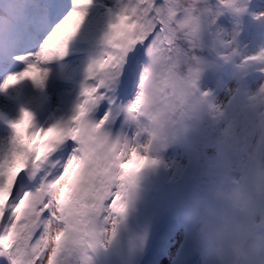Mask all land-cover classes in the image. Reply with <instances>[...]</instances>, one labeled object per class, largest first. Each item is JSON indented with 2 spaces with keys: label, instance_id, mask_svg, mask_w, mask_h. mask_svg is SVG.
<instances>
[{
  "label": "snow or ice",
  "instance_id": "snow-or-ice-1",
  "mask_svg": "<svg viewBox=\"0 0 264 264\" xmlns=\"http://www.w3.org/2000/svg\"><path fill=\"white\" fill-rule=\"evenodd\" d=\"M236 4L213 10L208 0H114L72 116L43 128L23 111L10 146L0 147V264H91L89 252L111 242L137 174L156 163L147 156L155 127L176 121L198 93L196 53L224 11L243 10ZM97 7L98 0H31L13 39L0 46L18 48L25 69L0 90L24 79L42 85L44 65L63 59L78 37L94 38ZM213 43L227 47L219 33ZM249 59L264 62V53ZM121 114L137 126L135 138L112 135ZM145 133L150 139L141 144Z\"/></svg>",
  "mask_w": 264,
  "mask_h": 264
},
{
  "label": "rangeland",
  "instance_id": "rangeland-1",
  "mask_svg": "<svg viewBox=\"0 0 264 264\" xmlns=\"http://www.w3.org/2000/svg\"><path fill=\"white\" fill-rule=\"evenodd\" d=\"M112 3L113 8L114 0ZM236 7L243 10L233 11L227 23L216 21L205 33L213 42L216 34H221L227 47L214 46L216 55L236 65V74L214 72L208 80L197 83L198 93L208 101L206 114L199 121L172 125L176 129L169 130L171 134L168 132L154 150L150 148L148 159L156 163H149L137 174L116 235L110 243L89 252L91 264H202L200 251L187 236L186 218L192 203L206 196L209 185L223 169H238L246 160V153L229 142L228 149L235 155L225 165L211 159L208 148L213 143L212 134L222 136L229 130L246 147L254 142L258 127L264 124V110L252 104V98L264 86V64L249 59L264 53V0H237ZM106 9L107 5L101 8L104 13ZM96 50L95 46L86 53L87 63ZM143 63H149L146 56ZM2 65L9 66L5 59H0ZM80 93L78 88L70 96L68 106L60 114L64 121L72 116ZM134 95L124 104L131 102ZM137 131V126L128 122L124 114L117 116L111 127L113 136L128 139L135 138ZM139 139L146 144L150 137L145 133Z\"/></svg>",
  "mask_w": 264,
  "mask_h": 264
},
{
  "label": "clouds",
  "instance_id": "clouds-1",
  "mask_svg": "<svg viewBox=\"0 0 264 264\" xmlns=\"http://www.w3.org/2000/svg\"><path fill=\"white\" fill-rule=\"evenodd\" d=\"M30 4L31 0H6L0 7V46L6 47L13 39ZM196 67L201 77L214 65L200 58ZM252 104L264 110V86ZM207 106L205 96L193 94L184 100L176 121H199ZM176 121L155 127L153 150ZM225 137L230 146L246 153V160L238 169H223L206 196L193 201L186 218L187 236L200 251L202 264H264V124L246 147L229 130Z\"/></svg>",
  "mask_w": 264,
  "mask_h": 264
},
{
  "label": "bare ground",
  "instance_id": "bare-ground-1",
  "mask_svg": "<svg viewBox=\"0 0 264 264\" xmlns=\"http://www.w3.org/2000/svg\"><path fill=\"white\" fill-rule=\"evenodd\" d=\"M113 0H98V7L93 15H99L100 23L95 26L94 38L82 35L74 41L63 59L53 60L44 65L47 69L42 85L33 83L30 79L19 81L14 86L3 90L0 94V147L10 146L14 136L12 124L19 121L23 111L30 112L34 117L36 127L45 128L64 121L60 116L64 107L68 106L73 91L81 88L87 62L86 53L95 48L96 41L102 35L103 18L106 11L101 8L107 5L112 8ZM35 33V34H34ZM32 38L39 39L38 28L32 29ZM0 59L6 60L9 66H0V81L3 83L10 75H17L25 69V65L16 57L22 54L18 48L0 50ZM71 88V89H70Z\"/></svg>",
  "mask_w": 264,
  "mask_h": 264
},
{
  "label": "trees",
  "instance_id": "trees-1",
  "mask_svg": "<svg viewBox=\"0 0 264 264\" xmlns=\"http://www.w3.org/2000/svg\"><path fill=\"white\" fill-rule=\"evenodd\" d=\"M185 3H191V0H185ZM219 3H226V2L224 0H222V1L221 0H208V6L210 8H212L213 10L216 8V6ZM230 15L233 16V11H224L223 14L220 15L216 19V21L217 22L223 21V22L227 23L230 20ZM228 17H229V19H228ZM216 21H215V23H216ZM204 44L206 46H204L196 54L201 59L213 64L214 68L212 70L205 72L199 78L197 83H199V81H202L204 79L208 80L214 72L216 73V72L227 71V72H230V74L234 76L236 74V71H237L236 65L230 64L229 62H226L223 57L216 55L217 50H216V47H214V43H213L212 38H208L205 35L204 36ZM216 117L219 119L220 115H217ZM217 118H216V120H217ZM185 122H187V120L176 121L173 125L178 126L179 124H183ZM188 122H192V121H188ZM181 126H183V125H181ZM172 128L173 129H170V132L176 129L175 127H172ZM211 141L213 143L208 148V154H209L210 158L215 159L216 161H219L225 165L224 162H226L228 159H230V156L232 157L234 154L231 152L230 149H228V140L226 139L225 134H222V136L219 134L218 135L212 134V140ZM226 151H229V152L225 153Z\"/></svg>",
  "mask_w": 264,
  "mask_h": 264
}]
</instances>
